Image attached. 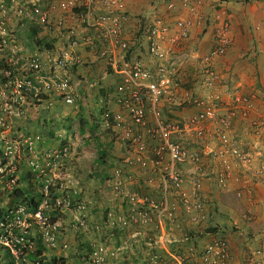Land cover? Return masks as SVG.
Instances as JSON below:
<instances>
[{"label":"built area","instance_id":"2783aa9c","mask_svg":"<svg viewBox=\"0 0 264 264\" xmlns=\"http://www.w3.org/2000/svg\"><path fill=\"white\" fill-rule=\"evenodd\" d=\"M179 6L182 12L193 13L187 0H179ZM174 8V0H153L148 14L135 18L127 13L122 0H0V62L7 64L2 69L3 80L13 93L34 97L56 94L64 105L72 106L79 86L94 89L99 84L88 79L94 68L96 72L101 70L99 78L100 75L111 76L117 80L110 99L116 111L99 103L96 107L99 114L95 116L97 122L107 126L126 147L125 156L111 171L110 183L117 201L125 209L116 216L108 212L105 222L94 227L103 241L90 251L91 264H103L106 255L116 258L127 250H134L133 246L141 248L144 264H229L224 238L206 235L207 241L200 244L196 235L183 231L182 219L179 223L176 218L179 205L189 206L182 167L191 166L198 172L203 166L201 155L212 154L218 159V166L215 164L210 169L213 181L217 187L225 188L232 179L229 158L240 157L229 144L233 124L237 120L247 122L261 133L264 132V117L249 118L254 106L247 98L238 96L231 105H224L217 97H197L184 88L181 67L175 57L176 47L188 38L193 23L187 17L171 16ZM161 10H164L162 15ZM71 22L76 26H69ZM28 24L36 30L40 44L35 46L34 55L23 63L22 57L7 51L11 41L8 31L27 28ZM228 34L225 22L213 35L211 47L202 58V87L209 88L214 80L211 66L230 47ZM134 50L144 52L152 67L140 60V54L133 56ZM75 78L76 81L72 80ZM161 106L166 108L164 115ZM183 109L195 111L174 117L176 111ZM147 115L151 116V122ZM185 138H188L187 143ZM213 138L220 143V151L205 153L206 140ZM52 156L60 157L55 152ZM123 171L133 172L134 177L135 172L140 176L148 175L141 182L147 192L141 195L127 190V184L138 181L131 183L133 175H129L125 182ZM71 184V180H66L63 187ZM190 189H200L198 177L192 178ZM42 194L45 197L50 194L48 184L43 185ZM50 199L59 214L80 213L82 209L80 205L73 207L67 195ZM44 205L46 202L36 204L33 218L35 224L40 225L41 237L53 247L57 225L55 221L49 223L41 212ZM75 217L72 227L86 232L84 218L78 221ZM201 219L204 217L194 214L187 221L193 225ZM3 223L7 227L6 216L2 217L0 225ZM18 224L15 219L5 232L10 234L15 227L24 228ZM105 229L128 235L109 248L107 243L113 233L107 234ZM148 229L150 235L146 234ZM8 242L10 246L8 243L4 246L20 264L26 263L28 253L35 252L33 243L23 235H16ZM32 264L42 263L36 257Z\"/></svg>","mask_w":264,"mask_h":264},{"label":"rangeland","instance_id":"374dc122","mask_svg":"<svg viewBox=\"0 0 264 264\" xmlns=\"http://www.w3.org/2000/svg\"><path fill=\"white\" fill-rule=\"evenodd\" d=\"M187 18H189L188 13ZM8 33L11 41L7 45V51H12L22 57L23 63H26L34 55L35 46L38 44V36L34 28L28 24L27 28L8 31ZM187 58L177 59L179 64L183 61L180 67H183ZM202 64L201 61L200 69L197 68L196 72L201 71ZM4 65L7 64L0 62V221L3 216H6L7 227L16 219L19 221L18 226L24 228L15 227L9 234L7 231L5 232V228H7L5 224L0 225V264H20L18 259L4 246V243H8L10 246L9 239L16 235H23L25 240L33 243L35 247L34 254L28 253L26 263L23 264H32L36 257L41 260L42 264H91L89 261L90 251L95 245L103 241V238L100 237L101 234L94 231V227L105 222L108 212L116 216L122 214L125 209L117 201L119 199H116L110 186L111 171L118 166L120 160L125 156L123 155L124 151L126 152L125 144L117 141L107 126L97 122V116L86 111L87 106L85 105L76 104L77 109L74 117L68 118L63 109L64 105L50 106L52 104L50 98L59 101L56 94H40L38 97H34L13 93L10 85L5 86L4 84L2 72ZM181 69L179 71L182 72ZM14 70L18 74L21 72L18 71V68ZM212 71L214 80L210 88L212 84L221 86L222 84H219L218 79H216L214 70ZM199 75L201 77V74L197 73V76ZM201 79L195 78L188 81L189 83H184V88H189V91L192 90L191 88H195L197 92L199 85L202 87ZM202 89L206 88L202 87ZM258 99L264 104V96L258 97ZM57 106L59 109L54 113L51 112V109ZM73 106L75 105H65L67 108ZM262 116L264 117V115ZM250 127L264 140V132L260 133L254 126ZM237 134L238 138L235 139L234 137L232 139L234 142L230 140L229 144L239 152L240 157L238 159H241L244 148L241 144L244 141L241 142L239 133L233 132L234 136ZM186 139L188 138H185V143L188 142ZM211 141L214 143L210 145ZM206 143L212 146V152L220 151L221 145L215 138L206 140ZM204 150L205 153L208 152V149L205 148ZM54 152L60 157H53ZM215 161L217 165L218 159ZM136 171L139 172V170ZM182 172L186 182L184 186L188 188L189 206L186 208L179 205L175 212L179 223L182 219L183 231L189 235L202 236L203 233H207L206 230L213 231L215 229L217 231L218 225L210 219H205L209 217L208 212L211 210L214 212L213 208H215L210 205L209 196L211 193L207 192L206 194L203 189L191 191L192 175L189 172L187 175L184 171ZM204 173L205 171L202 169L199 177L197 176L199 181L205 177L206 174ZM135 174L141 179L134 177L133 172L123 171L122 175L125 182L127 181L125 178L129 175H133L131 183L138 181L137 184L127 186L126 189L142 195L148 189L141 182L148 175L145 177L144 175L140 176V173L135 172ZM208 176L214 178V175ZM66 180L72 181L68 188L63 187ZM212 182L216 185L213 179ZM44 184H48L50 189V194L47 197L42 194ZM212 192H216L212 195H217L218 191L212 189ZM63 195L70 198L73 207L76 205L82 207L80 213L72 212V215L69 212H60L59 214L57 209L54 210L50 198L60 199ZM153 196L156 197L157 195L153 193ZM173 199L177 198L173 196ZM29 200H32V203L36 202L37 205L46 202V205L41 207V212L47 217L49 223L55 221L57 225L56 240L53 247L49 246L41 237L40 225L35 224L33 218V211H35L36 206H29ZM194 205L197 207L194 208ZM214 213L221 214L217 209ZM194 214L204 217L205 220L201 219L198 224L190 225L187 220L194 217ZM73 216H77L75 218L78 221L84 218L87 224L86 232L80 228L72 227ZM105 231L107 234L113 233L112 239L107 243L109 248H112V245H116L119 240H123L128 235L115 233L108 229ZM150 231L148 229L146 233L145 230L144 234L150 235ZM224 233L218 232L215 238L222 237L227 241L228 237ZM135 248L136 246H133V249ZM139 250L141 251V248ZM143 257L141 252L127 250L116 258L106 255L103 264H144Z\"/></svg>","mask_w":264,"mask_h":264},{"label":"crops","instance_id":"0c3cea01","mask_svg":"<svg viewBox=\"0 0 264 264\" xmlns=\"http://www.w3.org/2000/svg\"><path fill=\"white\" fill-rule=\"evenodd\" d=\"M152 1L122 0L127 13L135 18L147 15ZM187 1L193 8L191 15L187 10L181 11L179 0H174L175 12L171 13V16L179 14L181 17H187L188 13V17L193 23L188 38L176 47L177 55L175 57L177 59L188 57L181 67L182 72L180 71L182 83H189L188 81L195 78L201 79L200 75L197 76L200 71L196 72V69H200V62L211 47L213 35L216 34L219 26L226 22L229 27L228 35L231 45L224 55L217 58L211 66L218 83L222 85L212 84L211 88L206 89H202L199 85L198 93L195 88H191L193 91H190L197 97L204 98L208 95L217 97L218 101L224 105H231L232 100L238 96L244 97L249 99L251 105L254 106L249 114L250 119L264 115V104L258 99V97L264 96V0ZM163 12L164 10H161L160 14L162 15ZM69 26H76V24L71 22ZM132 26L135 25L132 24ZM139 54L141 55L140 60L145 65L152 67V64L146 60L144 52L133 51V56ZM182 62L179 64L180 66ZM98 73H101V70L96 72L94 68L93 73L88 77L89 80L99 82L96 88L88 89L82 85L78 87L74 99L75 106L67 108L60 99L58 101L54 98H50L52 101L50 106L64 105L63 109L68 118L74 117L77 109L76 104L87 106L86 111L93 115L99 114L96 111L99 103L106 105L113 112L116 111V106L110 99L117 80L111 76L101 77L100 75L99 78ZM72 80L76 81V78ZM58 109V106L54 107L51 112L54 113ZM160 109L163 115L166 114V108L161 106ZM194 111L195 109L176 111L174 117ZM147 119L151 122L150 115H147ZM254 131L247 122L241 123L237 120L233 124L230 139L238 138V134L234 136L233 132L239 133L241 142L244 141L240 144L244 148L241 159L229 158L228 166L232 179L228 181L225 188L217 187L212 182L213 178L208 176L213 175L209 170L213 169L216 164L212 154L201 155L206 175L200 180V189H203L206 194L207 192L211 193L209 196L210 205L215 207L213 208L214 212L217 209L221 213L218 215L211 210L208 212L209 217L205 219H210L218 225L219 229L213 234L225 232L224 234L228 237L229 264H264V140L260 134ZM212 141L210 145L214 143ZM210 145L205 144L208 152L212 150ZM203 166L198 172L191 166H183L182 170L186 175L189 172L192 178L199 177L198 173H201L200 170L203 169ZM188 168L190 169L188 170ZM212 189L218 191L217 195H212L216 193L212 192ZM202 196L204 197L203 194ZM206 235L210 236L209 234H205L204 237L196 235L200 244L207 241L208 236ZM137 249L136 247L134 250L141 252L140 248Z\"/></svg>","mask_w":264,"mask_h":264},{"label":"trees","instance_id":"16d2710c","mask_svg":"<svg viewBox=\"0 0 264 264\" xmlns=\"http://www.w3.org/2000/svg\"><path fill=\"white\" fill-rule=\"evenodd\" d=\"M222 1H225V0H222ZM28 202H29V206H32V205H33V206H36V204H37L36 202H35V203H32V200H29ZM215 231H216L215 229H213V231H211V230H208V231H207V230H206L205 232H207V233H203V234H204V235H205V234H209L210 237H212V236L215 237V234H213ZM115 233H116V232H115ZM211 234H212V235H211ZM226 242H227V241H226Z\"/></svg>","mask_w":264,"mask_h":264},{"label":"clouds","instance_id":"9594fccd","mask_svg":"<svg viewBox=\"0 0 264 264\" xmlns=\"http://www.w3.org/2000/svg\"><path fill=\"white\" fill-rule=\"evenodd\" d=\"M35 31V33H36V35H37V32H36V30H34ZM38 38V37H37ZM42 42V41H41ZM38 44H40V41H38ZM43 45L44 46H46L45 44H44V42H43Z\"/></svg>","mask_w":264,"mask_h":264}]
</instances>
